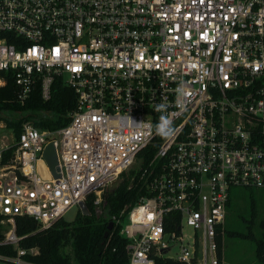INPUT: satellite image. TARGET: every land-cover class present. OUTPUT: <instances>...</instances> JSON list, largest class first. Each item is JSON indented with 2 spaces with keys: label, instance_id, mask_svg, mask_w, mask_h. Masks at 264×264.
Wrapping results in <instances>:
<instances>
[{
  "label": "built area",
  "instance_id": "built-area-1",
  "mask_svg": "<svg viewBox=\"0 0 264 264\" xmlns=\"http://www.w3.org/2000/svg\"><path fill=\"white\" fill-rule=\"evenodd\" d=\"M2 73L21 105L61 81L75 106L56 131L26 123L15 139L0 122L1 244L16 250L0 259L37 252L19 247L15 218L47 229L88 199L100 212L132 172L141 195L111 219L128 264H225L231 191L264 190V0H0V87ZM160 104L170 139L136 124Z\"/></svg>",
  "mask_w": 264,
  "mask_h": 264
},
{
  "label": "trees",
  "instance_id": "trees-1",
  "mask_svg": "<svg viewBox=\"0 0 264 264\" xmlns=\"http://www.w3.org/2000/svg\"><path fill=\"white\" fill-rule=\"evenodd\" d=\"M2 74L8 78L5 85L0 87V122H4L6 127L12 130L15 139H18L25 122L31 123L37 129L51 131L68 125L69 114L75 106V97L70 89L62 86L61 81L54 83L52 87L54 95L48 102H44L38 92H35L25 104L21 105L15 96L17 89L14 80L10 77L11 73ZM130 174L132 172L123 174L116 188L103 193V206L100 212L95 210L92 199H88L86 208L89 215L84 216L78 210L72 224L62 218L47 229H40L30 218H15L16 234L19 237L24 236L19 242V247L25 250H37L35 254L23 256V261L28 264H128L127 242L120 235V225H116L111 219L119 217L124 209L128 210L141 195L139 188L135 186L128 188ZM236 190L248 193L246 208L250 213L248 221L250 232L246 235L228 232L227 235L254 240L256 261L258 264H264V218L258 224L260 237L256 239L252 233L258 214V198L253 193L255 189ZM230 197L226 212L230 207ZM109 222L113 223V228L105 237ZM3 232L4 228L0 224V256L14 258L16 250L12 246L1 244ZM224 235H226L225 229ZM219 247L222 248L220 242ZM156 264L180 263L156 260Z\"/></svg>",
  "mask_w": 264,
  "mask_h": 264
},
{
  "label": "rangeland",
  "instance_id": "rangeland-1",
  "mask_svg": "<svg viewBox=\"0 0 264 264\" xmlns=\"http://www.w3.org/2000/svg\"><path fill=\"white\" fill-rule=\"evenodd\" d=\"M29 123L25 122L24 124ZM7 130H0V136L2 134H7ZM122 178L117 182L113 183L108 187L107 190H112L116 188L121 182ZM253 193L258 198V214L255 220V226L252 229L254 237L258 239L260 237V230L258 229L259 222L264 218V191L255 190ZM248 193L243 191H237L233 189L230 193V207L226 213V219L224 224V229L226 230V235L223 239V256L227 264H258L255 258V241L251 238H239V237H229L228 232H238L240 234L246 235L249 233V223L250 213L246 208V200ZM79 208H73L68 213H66L63 219L66 222L73 223L76 215L78 214ZM69 252V249L66 248ZM0 264H17L12 261H7L0 259Z\"/></svg>",
  "mask_w": 264,
  "mask_h": 264
},
{
  "label": "clouds",
  "instance_id": "clouds-1",
  "mask_svg": "<svg viewBox=\"0 0 264 264\" xmlns=\"http://www.w3.org/2000/svg\"><path fill=\"white\" fill-rule=\"evenodd\" d=\"M176 92L179 100L181 101L179 106L184 107L182 101L183 98L188 95L185 86L181 84L176 89ZM155 110L160 113L155 124L146 121H141L136 124L139 125L141 128H148L153 130L156 135H159L164 139H170L174 137L177 134L178 129L174 124L173 118L170 114H168L166 106L163 104L157 105Z\"/></svg>",
  "mask_w": 264,
  "mask_h": 264
},
{
  "label": "water",
  "instance_id": "water-1",
  "mask_svg": "<svg viewBox=\"0 0 264 264\" xmlns=\"http://www.w3.org/2000/svg\"><path fill=\"white\" fill-rule=\"evenodd\" d=\"M44 158H45V161H46L48 167L50 168L51 172L55 176L54 167H55V165L57 163V160H56L55 152H54V150L52 149L51 146H49L48 149L45 151ZM78 207H79V210H80L82 215H84V216H88L89 215V212H88V210H87V208H86L84 203H80L78 205ZM112 228H113V223L109 222L108 225H107V228H106L105 237H107L108 232L111 231Z\"/></svg>",
  "mask_w": 264,
  "mask_h": 264
},
{
  "label": "crops",
  "instance_id": "crops-1",
  "mask_svg": "<svg viewBox=\"0 0 264 264\" xmlns=\"http://www.w3.org/2000/svg\"><path fill=\"white\" fill-rule=\"evenodd\" d=\"M225 264H227V262L225 261Z\"/></svg>",
  "mask_w": 264,
  "mask_h": 264
},
{
  "label": "snow or ice",
  "instance_id": "snow-or-ice-1",
  "mask_svg": "<svg viewBox=\"0 0 264 264\" xmlns=\"http://www.w3.org/2000/svg\"><path fill=\"white\" fill-rule=\"evenodd\" d=\"M58 51V50H57Z\"/></svg>",
  "mask_w": 264,
  "mask_h": 264
}]
</instances>
